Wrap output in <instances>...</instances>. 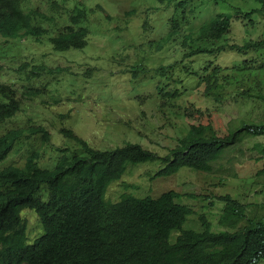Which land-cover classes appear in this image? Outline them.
I'll list each match as a JSON object with an SVG mask.
<instances>
[{
  "label": "trees",
  "instance_id": "16d2710c",
  "mask_svg": "<svg viewBox=\"0 0 264 264\" xmlns=\"http://www.w3.org/2000/svg\"><path fill=\"white\" fill-rule=\"evenodd\" d=\"M25 1L0 0V39L5 42L38 40L46 34V29L35 23L37 17L45 16L37 10L26 11ZM252 1L255 8L244 11L238 7L234 14L216 13L182 41L189 50L181 62L206 57L197 70H184L204 85L207 99L220 102L236 93L242 99L264 103V34L251 37L260 24L264 26V0ZM190 3L191 0L176 1L168 36L179 28L175 17L187 23L186 11L193 18L198 15L195 6L186 9ZM95 9L102 10L99 5ZM86 19V9L76 7L68 24L48 37L52 48L64 52L84 47L88 30L81 23ZM234 24L248 37L232 39ZM229 54L233 56L230 64L221 63L220 57L218 61L222 55L230 59ZM30 67L32 78L62 71L46 65ZM174 69V64L156 69L168 80L157 86L160 105L166 108L170 98L181 95L178 87L171 88L169 82L174 81ZM141 70L135 64L129 72L135 78ZM29 90L33 95L40 93L39 89ZM19 110L15 89L0 82V123L13 118ZM211 113L208 108L193 105L185 108L184 116H206L207 122L189 124L163 156L130 142L110 150L94 149L73 130L61 128V134L78 147L54 148L60 155L51 168L38 164V150L50 144V132L36 126L31 133L43 146L28 149L21 166L0 168V264H264L263 204L244 203L228 193L215 195L222 209L217 221L220 228L212 230L204 215L199 216V229L184 227L194 211L179 202L184 194L175 190L164 191L156 198L124 193L117 202L106 197L109 185L119 180L130 165L158 162L162 167L153 178L173 175L182 168L210 174L213 165L244 140L264 137V119H233L227 133L221 135L211 123ZM22 138L29 135L18 130L0 135V161ZM251 150L254 160H262L256 176L264 192V141H255ZM25 209L36 213L42 227V233L31 242L21 216Z\"/></svg>",
  "mask_w": 264,
  "mask_h": 264
},
{
  "label": "rangeland",
  "instance_id": "374dc122",
  "mask_svg": "<svg viewBox=\"0 0 264 264\" xmlns=\"http://www.w3.org/2000/svg\"><path fill=\"white\" fill-rule=\"evenodd\" d=\"M176 1L26 0L23 4L26 11L37 10L45 16L37 17L35 23L46 29V34L38 40L21 38L5 42L0 39V82L15 89L20 103L19 112L0 123V135L9 130L29 135L0 161V168L9 164L21 166L28 149L43 146L38 136L31 133L39 125L50 132L51 141L38 150V164L51 168L60 155L54 148L78 147L74 140L61 134V128L73 130L94 149L110 150L130 142L163 156L176 145L189 124L207 122L206 116H184L185 108L191 105L211 110V123L221 135L227 133L233 119H264V103L253 102L252 98L242 99L232 93L215 102L204 96V85L189 76L184 67L197 70L206 57L180 61L189 50L182 41L194 35L200 25L216 13L234 14L238 7L248 11L255 8L256 3L252 0H191L186 9L195 6L198 15L193 18L186 11L187 23L175 17L179 28L173 36H168L169 19ZM97 5L102 10L95 9ZM76 7L87 11V19L81 23L88 30L87 44L79 49L55 51L48 37L68 24L69 15ZM260 34H264L263 24L251 37ZM230 37L240 40L248 34L245 36L241 27L234 24ZM219 57L226 65L233 59L232 55L230 59L222 55L218 56V61ZM135 64L143 71L136 72L134 78L129 69ZM168 64L175 65L174 81L169 80L171 88L177 86L181 95L170 98L166 108L160 105L157 86L168 80L156 69ZM30 65L59 67L62 71L54 76L45 74L32 78ZM29 88L39 89L40 93L33 95ZM257 140L264 141V137L248 138L230 150L213 165L214 171L210 174L182 168L173 175L153 178L162 167L158 162L130 165L119 180L109 185L106 197L117 202L124 193L137 198H156L164 191L175 190L184 194L179 202L188 204L194 211L185 228L199 229V216L204 215L212 230H219L217 221L222 204L215 195L228 193L244 203L264 205V192L256 176L262 168V160H254L251 150ZM21 215L27 223L31 242L42 233V227L34 211L26 209Z\"/></svg>",
  "mask_w": 264,
  "mask_h": 264
},
{
  "label": "clouds",
  "instance_id": "9594fccd",
  "mask_svg": "<svg viewBox=\"0 0 264 264\" xmlns=\"http://www.w3.org/2000/svg\"><path fill=\"white\" fill-rule=\"evenodd\" d=\"M26 210V209H25ZM22 213V212H21ZM22 216V215H21Z\"/></svg>",
  "mask_w": 264,
  "mask_h": 264
}]
</instances>
